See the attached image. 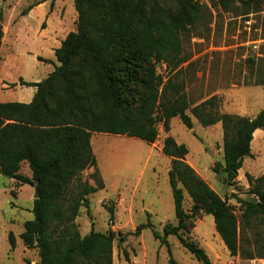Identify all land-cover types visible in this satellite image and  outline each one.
Instances as JSON below:
<instances>
[{
	"label": "trees",
	"instance_id": "1",
	"mask_svg": "<svg viewBox=\"0 0 264 264\" xmlns=\"http://www.w3.org/2000/svg\"><path fill=\"white\" fill-rule=\"evenodd\" d=\"M151 1L73 0L75 29L54 49L59 63L37 82L19 79L20 85L36 88L29 102H0V175L37 190L33 216L23 223L19 237L26 248H37L38 264H112L114 231L91 228L82 235L75 223L80 207L89 211L88 195L104 187L91 147L93 132L151 143L157 138L158 124L168 130V121L174 116L189 129L192 117L203 126L220 122L223 161L213 171L222 172L232 184L244 158L252 154L254 131H264V106L249 117L221 112L215 95L190 105L183 82L172 75L187 60L182 38L200 19L202 5L197 0H174L176 11L169 13L155 8ZM209 1L213 7L227 10L235 0ZM2 36L0 25V46ZM159 64L170 74L165 80L157 72ZM161 150L170 157L168 176L177 224L165 223L163 235L154 231V237L166 244L170 254L165 236L174 235L199 262L212 264L201 247L179 233L187 227L186 192L191 198L188 212L211 214L229 254H237L232 208L185 161L188 150L183 143L167 136ZM23 163H27L30 177L19 173ZM89 168L93 169L89 174L93 184L81 178L82 171ZM246 178L254 197L239 200L241 216L244 220L264 219V173L255 178L247 174ZM108 210L111 221L113 208ZM146 226L149 221L137 225L134 234ZM9 242L13 248L12 232ZM123 253L128 260L125 249ZM169 263L180 264L171 254Z\"/></svg>",
	"mask_w": 264,
	"mask_h": 264
},
{
	"label": "rangeland",
	"instance_id": "2",
	"mask_svg": "<svg viewBox=\"0 0 264 264\" xmlns=\"http://www.w3.org/2000/svg\"><path fill=\"white\" fill-rule=\"evenodd\" d=\"M42 1V2H41ZM202 5V15L194 28L182 38V51L187 60L181 65L175 80L183 82V90L190 105L217 96L221 112L254 117L264 106V0H235L229 9L215 8L209 0H197ZM38 2L39 5L37 4ZM0 0L2 20L0 25L9 28L0 46V63L5 49L13 48L2 73L7 78L23 76L44 78L59 62L54 54L40 62L24 50L37 48V33L47 27L56 32L60 43L69 31L75 29L76 10L73 0ZM35 4V5H34ZM155 8L174 13V0H153ZM34 6L28 14H21ZM4 33V32H3ZM257 43L252 49L251 42ZM2 43V39H1ZM1 69V66H0ZM157 72L165 79L169 73L164 64ZM0 87L12 88L13 83ZM32 85L18 86L17 96L30 93ZM12 91V90H10ZM14 91V90H13ZM25 98V97H22ZM189 113V110H187ZM168 130L158 124V135L148 143L140 138L93 132L90 142L96 157L97 168L104 187L88 195L89 208L80 207L75 219L83 235L92 228L115 233L112 244V264H170L171 256L180 264H202L174 235L165 236L170 247L154 237L163 235L165 223L177 224L169 184L170 157L161 150L163 140L170 136L176 143L187 147L185 161L232 208L236 216L239 254L241 257L264 256V219L261 216L244 220L239 200L253 199L246 175L253 178L264 173V131L256 129L251 141V156L245 157L235 181L225 180L222 172L213 171L217 162L223 161L222 128L220 122L203 126L192 117V127L187 128L178 116L168 121ZM92 168L82 171V180L93 184L89 174ZM19 173L31 175L27 163ZM34 187L0 175V264H38L37 248H26L19 237L23 223L31 219ZM113 208L109 221L108 207ZM191 198L185 192L183 208L188 213L187 227L179 231L188 242H194L207 254L211 262L229 256L214 227L211 214L199 211L190 214ZM150 222L138 235L134 230L140 223ZM9 232L14 237V247L9 242ZM122 239V240H120ZM123 249L127 251L125 259Z\"/></svg>",
	"mask_w": 264,
	"mask_h": 264
},
{
	"label": "crops",
	"instance_id": "3",
	"mask_svg": "<svg viewBox=\"0 0 264 264\" xmlns=\"http://www.w3.org/2000/svg\"><path fill=\"white\" fill-rule=\"evenodd\" d=\"M41 2H38L37 4L39 5V3H41ZM53 2H54V0H52L51 3H53ZM33 7L34 6H32V8H30V10H28V12L26 14L30 13L33 10ZM3 32L4 33L2 36L1 49L3 48V46L5 44L4 43V37L6 36V34H8L9 28L3 27ZM37 38H38V40L36 41L37 42V48L35 50H24V52L26 54H31L32 58H36L40 62H43L44 60H48L50 58L49 56H47L48 54H46V53L54 54V49L57 48L61 42L60 43L55 42V41H57V39L59 37L57 36L56 32H54V33L48 32L47 27L45 29H43L41 31V33L40 32L37 33ZM9 48H10V51L13 50V48H11V45L9 46ZM10 51H9V49L8 50L5 49L4 55H3L4 57L0 63V66H1L0 82H3V81L6 82V83L1 84L3 86H8V83H13L14 85L12 88H5V87L1 88L0 87V102H7V101L29 102L31 100L36 88H35V86H30V88H31L30 93H28L25 96H17V93H15V90H17L18 86L19 87L22 86L19 84V79H22L23 81H26V82H37V81L41 80V78H35V79L27 78V77L23 76L20 72L16 74L17 76L12 77L11 79L7 78L4 75V73H2L1 70H2L3 66L6 65V62H7V59L9 57L10 53H12ZM48 73L49 72L46 73V76L48 75ZM10 90H12V91H10ZM22 97H25V98H22ZM254 132H256V130ZM113 264H114V259H113Z\"/></svg>",
	"mask_w": 264,
	"mask_h": 264
},
{
	"label": "built area",
	"instance_id": "4",
	"mask_svg": "<svg viewBox=\"0 0 264 264\" xmlns=\"http://www.w3.org/2000/svg\"><path fill=\"white\" fill-rule=\"evenodd\" d=\"M257 43L255 41L251 42L252 49H257ZM212 264H264L263 256H252L248 258L241 257L239 254L231 255L229 258L212 262Z\"/></svg>",
	"mask_w": 264,
	"mask_h": 264
},
{
	"label": "water",
	"instance_id": "5",
	"mask_svg": "<svg viewBox=\"0 0 264 264\" xmlns=\"http://www.w3.org/2000/svg\"><path fill=\"white\" fill-rule=\"evenodd\" d=\"M33 197H34V199L37 198V190H36V188H34Z\"/></svg>",
	"mask_w": 264,
	"mask_h": 264
}]
</instances>
